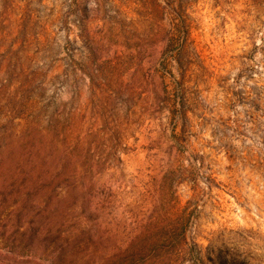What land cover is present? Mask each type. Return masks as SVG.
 <instances>
[{
  "label": "rangeland",
  "instance_id": "rangeland-1",
  "mask_svg": "<svg viewBox=\"0 0 264 264\" xmlns=\"http://www.w3.org/2000/svg\"><path fill=\"white\" fill-rule=\"evenodd\" d=\"M169 1L0 0V264H264V0Z\"/></svg>",
  "mask_w": 264,
  "mask_h": 264
},
{
  "label": "trees",
  "instance_id": "trees-1",
  "mask_svg": "<svg viewBox=\"0 0 264 264\" xmlns=\"http://www.w3.org/2000/svg\"><path fill=\"white\" fill-rule=\"evenodd\" d=\"M167 4H169L170 8H171V12L174 14V16H176L179 19V24L180 25H176V33H173L172 37L170 38L169 42H173L175 41L174 36L177 35V40L180 41V43L183 44V46H185L187 39H188V29H187V25L186 22L184 20L185 15H183L179 10H176V8H172L171 7V3L169 0H166ZM152 8H151V13H148V15L154 16L156 14H158V9H157V5H155L154 2L151 3ZM165 102H169L168 97L164 98ZM34 162L33 166H28L29 168H31L32 170L36 169V160H32ZM22 160H21V164L18 166L17 170L19 169H26L27 165L24 166L22 164ZM5 170V168L0 164V173H2ZM153 221L156 222L157 224V231L158 232H162L166 235L169 236V242H171L172 244H176L175 242H173V238L177 237V231L178 226H179V220L181 219L179 216V213L177 211V209H175V206H171L168 205L167 207H163V210L161 212H157L155 216H152ZM175 247V245H167L166 246V250L164 252V254L162 255V259L163 260H170V258L173 256V254H175L176 249H173ZM171 261V260H170Z\"/></svg>",
  "mask_w": 264,
  "mask_h": 264
}]
</instances>
